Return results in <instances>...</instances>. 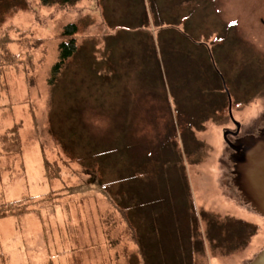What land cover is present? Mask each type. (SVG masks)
<instances>
[{"label":"rangeland","instance_id":"rangeland-1","mask_svg":"<svg viewBox=\"0 0 264 264\" xmlns=\"http://www.w3.org/2000/svg\"><path fill=\"white\" fill-rule=\"evenodd\" d=\"M69 27L76 51L54 77ZM4 35L23 65L0 75V137L19 126L23 153L0 149V204L34 199L0 221V264L257 261L264 217L232 147L235 122L239 139L264 131V0H0Z\"/></svg>","mask_w":264,"mask_h":264},{"label":"trees","instance_id":"trees-1","mask_svg":"<svg viewBox=\"0 0 264 264\" xmlns=\"http://www.w3.org/2000/svg\"><path fill=\"white\" fill-rule=\"evenodd\" d=\"M83 0H41V4L47 7H61V8H69L78 5ZM77 33L76 27H69L65 32L61 35V43L59 45V60L57 65L55 66V74L62 73L68 67V63L76 51V40L75 35ZM11 44V39L8 35H4L0 37V75L3 73V69L7 68H15L18 69L23 65V61L16 55H14L10 49L9 45ZM218 78L221 79L219 74H217ZM222 81V80H221ZM167 135L162 137L160 140V147L161 152H164L166 148V139ZM0 149L2 155L13 158V159H21L23 148H22V141L21 135L19 132V126H15L9 130H7L3 136L0 137ZM65 155L69 157L71 160H78L76 159L69 151L64 150ZM44 159V169H45V176L49 180L50 183L60 180L63 174L62 166L57 163L56 161L52 162L48 158ZM66 163V162H65ZM29 198L28 200H26ZM31 196L24 197L20 202H4L0 204V221L6 219L8 217L13 216H21L27 213V207L25 206L28 201L33 200ZM26 200V201H25ZM113 202V201H112ZM116 211L121 214L124 218V221L127 223V233H130L133 237H135L136 243H140L138 238L136 227L134 226L130 216L129 211L125 208L116 205L114 202Z\"/></svg>","mask_w":264,"mask_h":264},{"label":"water","instance_id":"water-1","mask_svg":"<svg viewBox=\"0 0 264 264\" xmlns=\"http://www.w3.org/2000/svg\"><path fill=\"white\" fill-rule=\"evenodd\" d=\"M223 83L226 87L225 81ZM228 93V90L226 89ZM230 100V116L232 114V100ZM237 126V133L239 135L241 128L240 125L235 122ZM227 134H225V140ZM244 142H251V149L243 156L241 162L235 168L236 170V184L237 187L245 196V200L249 203L259 214L264 217V138L259 140L254 136L246 137ZM234 150L235 147H232ZM254 264H264V252L259 256Z\"/></svg>","mask_w":264,"mask_h":264},{"label":"flooded vegetation","instance_id":"flooded-vegetation-1","mask_svg":"<svg viewBox=\"0 0 264 264\" xmlns=\"http://www.w3.org/2000/svg\"><path fill=\"white\" fill-rule=\"evenodd\" d=\"M219 76L221 77V80H222V83H223V76L222 74L219 72ZM236 133L233 134V137H237L236 139L238 140L237 141V147H235L236 149L234 150L236 152L237 155H239L240 157L239 158H236L235 159V163H239L241 162V159L243 158V156L253 147L252 143L251 142H248V141H245L243 139H239L238 137L240 136L239 135H235ZM250 136H253V135H250ZM249 136V137H250ZM264 138V131L261 133V137H260V140H263ZM245 139V138H244ZM252 145V147H251ZM238 164H235V168ZM237 178V177H236ZM240 190V189H239ZM249 204V203H248ZM250 205V204H249Z\"/></svg>","mask_w":264,"mask_h":264}]
</instances>
